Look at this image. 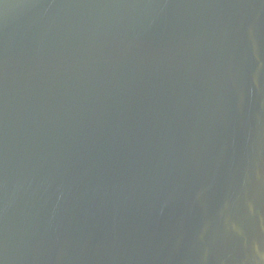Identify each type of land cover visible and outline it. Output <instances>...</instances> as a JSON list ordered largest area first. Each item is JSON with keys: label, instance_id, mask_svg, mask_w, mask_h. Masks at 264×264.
Segmentation results:
<instances>
[{"label": "water", "instance_id": "1", "mask_svg": "<svg viewBox=\"0 0 264 264\" xmlns=\"http://www.w3.org/2000/svg\"><path fill=\"white\" fill-rule=\"evenodd\" d=\"M0 264H264V0H0Z\"/></svg>", "mask_w": 264, "mask_h": 264}]
</instances>
